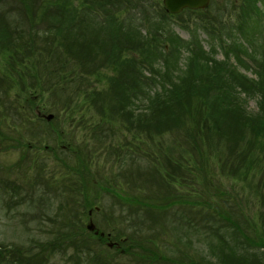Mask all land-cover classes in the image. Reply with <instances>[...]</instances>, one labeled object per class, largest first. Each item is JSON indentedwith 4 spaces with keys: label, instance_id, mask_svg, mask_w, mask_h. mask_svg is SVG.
Returning <instances> with one entry per match:
<instances>
[{
    "label": "rangeland",
    "instance_id": "1",
    "mask_svg": "<svg viewBox=\"0 0 264 264\" xmlns=\"http://www.w3.org/2000/svg\"><path fill=\"white\" fill-rule=\"evenodd\" d=\"M115 1L0 0V23L18 30H0V264H210L204 257L233 264L213 258L208 243H216L217 229L231 233L227 221L239 220L240 228L251 222L247 240L264 246V142L241 160L237 148L218 140L199 160L188 137L186 150L177 134L150 138L147 127H132L120 108L142 74L127 62H90L86 49L54 47L69 31L87 37L88 24L113 30L127 19L144 32V16L170 13L162 0ZM174 15L175 35L187 48L177 75L208 74L220 60L264 87V0H210ZM8 36L14 42L9 38L3 53ZM195 38L205 55L198 62ZM33 92L41 96L34 100ZM245 104L247 113L256 110L254 98ZM136 108L130 111L137 116ZM246 136L253 138L248 129ZM241 260L233 261L260 264Z\"/></svg>",
    "mask_w": 264,
    "mask_h": 264
},
{
    "label": "trees",
    "instance_id": "2",
    "mask_svg": "<svg viewBox=\"0 0 264 264\" xmlns=\"http://www.w3.org/2000/svg\"><path fill=\"white\" fill-rule=\"evenodd\" d=\"M88 12L94 17L97 15L99 18H104L102 16L104 13L101 14L94 9H90ZM155 14L143 17L145 18L144 25L147 26L144 32L138 28L135 22H127V19H121L118 22L119 25L117 27L115 26L113 30L107 26H100L98 30H95L94 25L90 26L88 24V28L86 27L85 30L87 37L77 35L79 32H74L73 34V31H69L70 38L66 40V43L65 39H63V42L60 41L54 47L59 51L66 49L68 52V50L74 49L80 53H83L86 49V56H89L88 61L90 62L98 60L101 63L100 58L104 61L105 65L112 64L118 66L120 63L127 62L138 73H141L142 78L139 79L140 82L137 79V85L140 86L128 94V102H124L120 109L122 111L121 115L130 121L132 127H135V122L140 124L142 128L147 127L145 130H147L150 138L162 136L165 133L177 134V137L179 136L178 139L180 138L184 142L186 150H189L187 146L190 142L186 138L188 137L192 139L195 145L193 149L197 152L193 156L199 160L200 157L203 159L205 154H208L207 151L210 152L213 143L215 144L218 140H227L228 144H231L230 146L228 145L230 150L237 148V153L242 156L241 160H244L247 154L250 156L251 152L257 147H260L264 142L262 140L260 143V138H264V87H252L250 81L245 77H237L235 75L237 71H233L227 66L221 67L220 60L211 61L213 62V67L211 69L210 67L205 69L209 70L208 74L206 72L199 73L197 70L191 78L187 76L181 78L179 74L177 75L178 70H180L179 57L181 52L183 53L187 48L176 37L175 30L171 24L173 22L171 18L175 17V15L168 14L167 18H164L157 13ZM27 15L28 13H26ZM179 20L182 22L180 26L186 27L183 26L185 20L182 18ZM6 25L8 24L0 23V30L6 28V31L9 33L11 31L18 32L15 28H8ZM139 25L142 26L143 24ZM73 28L75 27L72 24L69 30ZM64 29L62 28V30ZM83 31L84 29L82 28L80 32L82 33ZM243 37H245L244 34ZM9 38L10 36L5 38L3 53L8 48ZM12 38L14 37L11 36L10 41ZM195 39L197 41V38ZM77 42L79 44H76ZM64 43L65 47L62 46ZM167 43L171 45V50L165 45H162ZM196 43L198 50L193 53V56L197 58L198 62V57L202 59L205 55L198 41ZM128 51L136 53L138 57H130L127 54ZM201 65L205 67L204 63ZM145 70L149 72V76L144 75ZM28 73L25 71L23 77L29 78L31 83L34 82L37 76L31 74L28 76ZM19 75H21L20 70ZM132 77L135 79L134 76ZM52 83L50 86L54 85ZM41 91L51 93V89L49 88H46V91ZM241 93L244 94L243 97H241ZM30 94L34 100L41 96V94L37 95L35 92ZM249 98L256 100V110L247 113L245 103H247V99ZM137 105L138 108H136ZM133 108L139 110L137 116L130 111ZM147 113L151 119L143 118L147 120V122H144L142 115L146 116L148 115ZM86 127L89 128V125ZM230 129H234L236 134H227V131ZM247 129L253 136L252 140L250 139L249 141L248 136H246ZM94 136L98 135L95 134ZM197 144L200 146H196ZM238 159L239 156H233L231 160L239 161ZM262 165L263 171L260 176L258 191L262 188L264 189V163ZM161 173L160 176H163V173ZM160 204L158 203L159 206L166 205V203ZM260 204L262 207L260 215L264 216V193L261 195ZM229 219L232 218L229 217ZM227 222L231 223L230 229H233L231 233H225L227 232L226 228L225 231L221 232V230L217 229L215 230L216 233H211V236L216 241V243L212 241L208 243V247L214 252H212V257H217L224 263L227 262V259H230L234 264L233 260H236L237 256H240L242 257L241 262H243V259H248L249 261L252 258L259 260L260 264H264V246L261 247L262 244L257 241L253 244L247 240L243 232L244 230H248L251 222L248 221L249 223L242 228H240V224L238 223L239 220H230ZM77 226H80V224ZM258 240L262 241L264 237H260ZM246 244L250 247L246 246ZM246 252L247 254H245ZM259 252H262V254H259ZM204 259H207L211 262L210 264H213L211 259L206 257ZM9 263L21 264L22 261H9ZM194 264L198 263L194 262Z\"/></svg>",
    "mask_w": 264,
    "mask_h": 264
},
{
    "label": "water",
    "instance_id": "3",
    "mask_svg": "<svg viewBox=\"0 0 264 264\" xmlns=\"http://www.w3.org/2000/svg\"><path fill=\"white\" fill-rule=\"evenodd\" d=\"M165 9L170 13H179L186 9H202L208 6L210 0H162ZM49 119V117H48ZM93 225H88L92 228Z\"/></svg>",
    "mask_w": 264,
    "mask_h": 264
}]
</instances>
